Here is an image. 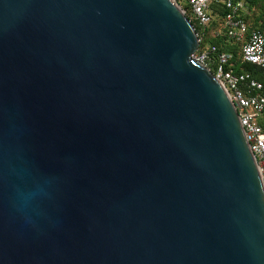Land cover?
<instances>
[{
  "label": "water",
  "instance_id": "1",
  "mask_svg": "<svg viewBox=\"0 0 264 264\" xmlns=\"http://www.w3.org/2000/svg\"><path fill=\"white\" fill-rule=\"evenodd\" d=\"M173 0H0V264H264V182Z\"/></svg>",
  "mask_w": 264,
  "mask_h": 264
},
{
  "label": "built area",
  "instance_id": "2",
  "mask_svg": "<svg viewBox=\"0 0 264 264\" xmlns=\"http://www.w3.org/2000/svg\"><path fill=\"white\" fill-rule=\"evenodd\" d=\"M187 16L190 11V22L199 26H207L212 21L211 5L213 0H173ZM231 10L224 19L223 28L228 30L231 39L243 42V59L258 68L257 74L249 72L236 73L231 70L233 54L221 53L216 55L215 47L200 50L201 37L198 34L200 46L193 58L205 65L214 77L223 85L229 99L234 104L240 122L244 128L245 137L250 150L255 157L260 175L264 182V127L259 122L264 112V34L252 32L248 37L246 23L238 18V14L246 10L247 0H217ZM182 3L189 6L184 8ZM216 55V57H214Z\"/></svg>",
  "mask_w": 264,
  "mask_h": 264
},
{
  "label": "trees",
  "instance_id": "3",
  "mask_svg": "<svg viewBox=\"0 0 264 264\" xmlns=\"http://www.w3.org/2000/svg\"><path fill=\"white\" fill-rule=\"evenodd\" d=\"M213 0L211 5L212 21L209 25L203 27L199 26L196 22L192 21L196 32L201 37L200 50L215 47L217 49L216 55L221 53H232V67L231 70L236 73L249 72L257 74L258 68L247 63L243 59V42H236L231 39L228 30L223 28L225 17L231 13V10L227 9L226 6L221 2ZM246 10L238 14V18L242 19L247 27V37L252 32H261L264 34V0H247L245 2ZM186 8H189L187 5ZM187 17L190 18V11L187 13ZM214 55V57H216ZM259 122L264 127V112L260 117Z\"/></svg>",
  "mask_w": 264,
  "mask_h": 264
},
{
  "label": "rangeland",
  "instance_id": "4",
  "mask_svg": "<svg viewBox=\"0 0 264 264\" xmlns=\"http://www.w3.org/2000/svg\"><path fill=\"white\" fill-rule=\"evenodd\" d=\"M181 5H182L184 8H186V6H187L185 3H182V2H181Z\"/></svg>",
  "mask_w": 264,
  "mask_h": 264
}]
</instances>
